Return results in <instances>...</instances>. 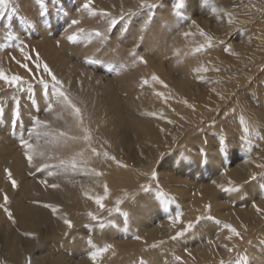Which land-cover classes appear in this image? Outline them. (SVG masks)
Segmentation results:
<instances>
[{
    "label": "bare ground",
    "instance_id": "obj_1",
    "mask_svg": "<svg viewBox=\"0 0 264 264\" xmlns=\"http://www.w3.org/2000/svg\"><path fill=\"white\" fill-rule=\"evenodd\" d=\"M127 1L131 7L139 5L140 2ZM191 1L194 6L195 0ZM196 6L197 14L208 11L205 10L206 3ZM160 11L163 14H158L156 21L151 22V26L148 27L147 36L145 34L146 37L143 36L142 43L148 50L139 49L136 58L131 55L133 45L138 42L139 27V32L134 35L135 41L130 42V49L122 52L123 60H128V68L125 73L122 70V76L118 78L120 81L116 85L108 80L96 79L85 70L77 79L78 68L70 67L65 56L57 50L54 51L50 59L51 67L57 73L60 72V78L66 80L80 106L76 104L77 102L74 104L83 108L79 117L70 108H66L62 113L64 125L53 117H46L44 120L49 122L48 131H65L69 136L80 138L74 142L67 141L68 147L63 146L65 142L61 144L65 155L71 157L65 165L36 171L37 164L43 160L35 153L33 155L35 167H30L27 161L21 162L20 150L24 146L16 148L15 143L10 142V135L3 134L0 127V204L3 203V194L7 193L10 201L7 206L13 212L16 221L15 223L9 221L4 211L0 209V264H28L29 259L31 264H140V258H143L144 264H179L175 261V256H181L184 264H220L221 260L225 264H237L241 256H247L248 264H264V214L257 213L252 207L253 202L264 206V177L258 175L255 181L249 182L251 173H264V168L257 167L260 164L250 161L248 157L233 166L228 165L229 156L234 157L240 150L237 147L240 144V131L236 139L227 134L210 132L219 129V126H224L222 130L226 127L228 133L240 130V117L234 121L227 118L231 115H240L241 98L248 93L254 96L264 85V75L263 79L256 82H253V75L242 78L241 84L246 85L250 81L252 83L247 90H240V77L231 79L229 71L216 65L210 66L209 71L200 73L203 80L196 79L193 69L201 65L208 66L209 58L218 50L219 41L224 37L220 39L212 36L209 33L210 22L198 21L194 14L191 18H186L182 17L184 14L175 16L173 10ZM209 11L204 16L210 17L208 15L215 12L213 9ZM151 13L150 9L141 19H151L152 17H149ZM200 29H203L206 36L200 35ZM250 29L244 28L240 35H249L252 32ZM152 31L155 33L151 34ZM185 32L191 34L184 36ZM209 36L212 37L210 48L207 47ZM256 39L251 48L264 49V33L262 38ZM202 44L205 45V50L197 53L195 49ZM139 56L145 58L146 65L139 62ZM106 57L110 60L106 62L109 66L118 61L116 56ZM3 64L4 61L1 60L0 67H3ZM251 68L247 70L254 72V68ZM153 73L168 87L151 81ZM142 78L149 79V84L143 88L140 86ZM158 92L163 95L157 96ZM262 98L264 96L261 95L259 100ZM218 114L221 116L216 121ZM28 118L30 117L26 115L25 120ZM81 119L83 127L78 126ZM168 120H172L173 123L169 124ZM26 123L28 124V121ZM84 128L88 130L87 133ZM24 130L25 128L22 130L18 126L14 137L23 135ZM204 132L210 134L209 146L206 147L207 155L205 157L196 155L195 160L198 161L196 165L189 162L185 167L182 166L189 174L194 173L190 176L191 179L188 178L190 185L186 189L183 185L184 188L181 189L182 185L177 183L179 187L176 188L170 181L175 180L176 183L179 178L169 174V171L165 174L161 171L160 176H157L159 184L157 188V180L152 178L153 170L150 169V165H154L156 160L164 161L166 163L164 166L171 165L169 161L171 156H166L164 160L160 159L168 152L172 155V152L178 151L177 149L180 151L179 147L185 139L187 142L188 139ZM86 134L90 135L88 141L83 139ZM226 136L233 140V142L230 140L233 147L221 146L217 151V142L224 141ZM190 143L192 144V140ZM193 146H188L189 151L194 148ZM50 147L53 149L54 146ZM92 147L97 148L99 156L91 152ZM27 150L35 152L33 149ZM105 151L109 157L114 156L116 160L106 158L103 155ZM80 152H83V155H78ZM161 153L164 154L162 157ZM73 159L76 161L74 169L71 167ZM192 160L194 161V158ZM116 161L127 167L118 166ZM215 161L218 163L215 164ZM197 166L201 168L199 172ZM5 169L10 170L17 181L15 189L12 188ZM92 169L102 172L103 175L96 176ZM73 179L77 183L75 186L69 182ZM42 180H46L48 185L60 183L65 191L48 187L41 183ZM228 180H232L240 190L224 192L217 187L218 184L230 187ZM143 181L150 182L151 193L145 194L140 191L139 186ZM105 183L109 189L106 196L103 188ZM166 183L171 190L178 192L177 197L172 198L173 203L161 206L157 205L155 199L150 200L151 204L147 201L137 203V198L144 199L146 195H156L157 191L169 196L170 191ZM85 193L97 198L104 197L102 202L105 208L100 209L94 200L86 198ZM241 196H244V201H241L242 198L240 200ZM132 197H135L134 202ZM39 199L44 201L40 204ZM21 200L24 204L19 208L23 210L24 205L28 207L30 209L28 215L21 216L16 212L17 203ZM117 200L123 201L119 205L121 212L118 215L125 223L131 219L129 215L132 212L128 213L127 218L123 212L127 209L132 211L133 206L139 208L138 215H133L140 219L134 223V228H119L112 221L117 220L112 218ZM46 201L49 204L54 202L55 204L51 205L57 206L58 212L53 213L50 208L43 207ZM235 202L240 203V206L232 205L236 204ZM228 203L234 207L228 206ZM207 204L211 205L210 213L206 212ZM148 211L151 213L147 216L145 212ZM89 212L94 213L98 219L92 220L88 216ZM111 212L114 213L109 215ZM177 213L182 214L185 223L194 221L197 216L212 215L221 221V224L202 220L185 237L171 240L170 237L183 227L182 224L173 226L170 221V217H175ZM64 216L73 222V228L68 229L63 223ZM154 221L157 224L151 226ZM225 223L236 227L241 232L242 239L233 236L228 240L227 237L231 233L223 227ZM126 229L128 231H125ZM83 230L90 231V235H82ZM22 233H32L35 238L27 236V239L23 240ZM136 236H140L141 239L136 240ZM106 244L114 246L115 254L110 250L93 262L90 253ZM154 244L156 247H151ZM224 245L233 247L234 251L229 253ZM50 252L56 257L50 256ZM189 252L191 256L188 255Z\"/></svg>",
    "mask_w": 264,
    "mask_h": 264
},
{
    "label": "rangeland",
    "instance_id": "obj_2",
    "mask_svg": "<svg viewBox=\"0 0 264 264\" xmlns=\"http://www.w3.org/2000/svg\"><path fill=\"white\" fill-rule=\"evenodd\" d=\"M158 1L148 0L149 3H157V8L155 7L139 9L138 5L131 7L127 0H93V3L90 7L97 12V16H94L82 8V5L86 2V0H44L43 4L40 3V0H9L7 6L0 5V61H4L3 67H0V69H3V71L8 76L18 74L24 77L25 81L36 84V81L34 79L30 80L28 73H26L25 70L15 62L17 60H20L24 63H28L29 67L35 71L37 78L43 74L42 69H35L36 61L34 59L24 60L23 54L16 47V45L20 44V42L22 41L25 45H27V47H25L24 49L25 53H30L32 57H35L38 52L41 60L43 62H46L55 73V75L64 82V91L71 98L72 102L75 103L77 101L74 98L75 95L72 94V89L68 86L66 80L60 78V72L57 73L54 68L51 67L52 65L50 64V59H52L54 51L57 50L61 52L62 56H65L70 67L78 68L76 75L77 79H79V74L82 73L83 70H85L89 71L96 79H102L104 81L108 80L116 85L117 82L119 83L120 81V79L118 78L122 76V70H124L125 73L128 68V60H123L122 52L128 51L130 49V42L135 41V33H137V31L139 32L138 28L141 24H143V21L146 20H142L141 17H144L151 9L152 13L149 15V17H152L150 21L154 23L158 18L157 16H159L158 14H163L160 9L173 10V8L171 7L172 0H163L164 3H162V0ZM201 3L207 4L205 10L208 11L205 13L199 12V14H197L198 6L196 5ZM160 4L162 6H159ZM104 7L106 9L109 8L108 11ZM13 9H15V13L13 12ZM122 9L124 10L123 12L125 15L124 20H121L120 18ZM129 9L138 12V15L132 18L135 21V24L130 29H128L129 20L127 17ZM210 9L215 10L214 14L208 15L210 17L204 16V14L210 12ZM101 10L107 12L110 11L109 13H111V16L108 17L99 15ZM229 13H231L232 23L227 22ZM182 14L184 15L182 16ZM193 14L194 18H197L198 21L201 20L202 22H210L209 33L212 36H215V38L218 37L220 39L221 37H224L223 41H226V44L232 45L231 52L226 53L223 50L226 44H220L218 50L216 51L217 53H212V56L209 58L210 65L208 64V68L214 65L224 67L227 71H229V76L231 79L240 77V90H247L249 85L252 84L250 83L251 81L246 85L241 84L242 78L246 77L247 75H253V82H256L261 78L263 79L264 49L256 50L251 48V46L254 42V39L257 38L256 40H258L263 37L264 0H195L194 6L191 0H185V8L181 10V16L191 18V15ZM113 18L116 20V25L112 28H109L110 21ZM74 19L79 20L80 23L78 25H72L71 21ZM170 19L172 20L174 18ZM26 21H30L33 26H30ZM80 28H83L86 33H94L96 31H99L104 34V37H93L91 40L80 39L75 42L68 41L67 37L69 35H72L73 33H76ZM244 28H251L250 31L252 32L249 35L245 34L247 36H244V34L240 35L241 31ZM126 29L128 30L126 31ZM153 33L155 32L152 31L151 34ZM145 35L147 36V32L145 33ZM145 35L144 37H146ZM141 48H144V51L148 50L145 48L144 43L139 44V46L134 50L138 52ZM213 54L215 55V58ZM108 55H113L118 58L116 64L109 66L108 63H106L110 62V60H107L106 57ZM88 60H94L96 62L89 64L87 63ZM251 67L254 68V72L247 70V68ZM43 75L45 79L50 80V78L47 77L46 74ZM263 86L261 87V89H259V91L257 90L254 96L251 93H248L247 96L245 95V97L241 98L240 115L238 114L239 116L231 115L227 118L231 121H234L236 118L240 117V130L238 129L236 131H230L228 133L226 132V127L224 128V131V129L222 130L224 126H219V129L210 131L213 133H220L222 135L227 134L234 139L239 137L240 131V144H238L237 146L238 148H240V150L234 157L229 156L228 165L230 166H233L243 159H246V157L251 159L250 161H253L254 163L256 162L257 164H264V98L259 100L261 95L264 96V89H262ZM21 87L23 88V91L18 90L16 86H9L7 83L0 81V107L4 109L3 117L0 118V127L2 133L8 136L10 135V142L15 143V145L13 144L15 147L22 146L21 137H23L25 141H28L30 144H32L33 147L31 149H33L35 152L27 150L26 147L20 150L21 162L27 161L25 158V152L27 151L32 156L37 153L36 155L39 157V159L43 160L42 163L37 164L38 167L47 164L51 169H54L56 168V166L61 167L62 165H65L68 160H71V157H67L61 147V144L65 142L66 138L59 137L57 130L47 131V133H45L44 128L39 127L37 132L29 135L28 129L32 127L37 116L42 121H44L46 117H53L61 121L64 125L65 119L63 118L62 113L66 110V107L54 105V109L52 112L45 111L48 101H54L56 99V94L51 91L50 84L49 94L47 96L43 95L41 91L42 86H40L39 84H36L35 92L31 94L27 92V83H24ZM17 100H19L20 116L19 120L14 125L13 119L14 112L17 108ZM33 100L35 101V104L33 103ZM76 104L79 103L77 102ZM37 105L39 107V111H37ZM80 109L83 110L82 107H80ZM26 115L30 117L28 118V120H25ZM8 116L12 117L8 119ZM220 116V114L216 115V121ZM26 121H28V124L26 123ZM18 126L22 130L23 128H25V132H23V135L19 134V137L15 138L14 136L17 133L16 130ZM89 128L91 129V125ZM218 130L219 132H217ZM245 130H247V132ZM208 134L209 132H204L202 135H197L194 138L188 139L187 142L185 139V141L182 142L181 146L179 147L180 151L179 149H177L178 151L172 152V155L169 154L171 152H168L169 155L166 153L165 156L160 159L164 160L166 156H171L169 158V161L172 163L171 165L168 164L169 166H164L166 164L164 161L158 162V160H156L154 165H150V169L153 170V172L155 171L158 174V177L160 176L161 171H163V174L169 171V174L175 176L176 178H179L176 180V183L175 180H171L170 182H173L176 188L179 187V185H182V188H180L183 189V185H185L184 189H186V187L190 185V182L188 180L192 178L190 176H193L194 173H191L192 175L189 174L185 169L182 168V166L185 167L189 162H191L193 165L198 164V161L195 160L197 158L196 155L205 157L204 152H208L206 147L209 146L208 137L210 134ZM191 140L192 144L190 143ZM225 140L227 141L228 147L229 145L232 146L233 140H231V138L229 139V136H226ZM5 142L9 141L5 140ZM193 145H195L196 148ZM50 146H54L53 149ZM185 146L186 148L188 146H193L195 149L192 148L189 151V147L187 148V150L186 148H184ZM201 147L204 149V152L200 151L202 149ZM191 150L193 153L191 152ZM41 153L43 154V156L41 155ZM193 158L194 161L192 160ZM61 161H64V163L61 164ZM181 161L183 163H181ZM217 163L218 162L215 161V164ZM129 164L131 165V163ZM16 166L17 168H20L19 165ZM170 168H172L171 171ZM197 169L198 172L201 170L200 167H198ZM69 182L74 186L77 184L76 180L74 179ZM55 184L59 185V187L56 189L65 191L64 187L61 186L60 183ZM148 184H150V182L148 181H143L142 183V185ZM166 185H168V183H166ZM167 188H169L170 191L169 196L165 195L164 197H158L156 195L152 196L149 194L148 196L146 195L144 199L137 198V203L147 201L151 204L150 200L153 201L152 199H155L158 202L157 205L161 206L167 205L169 204V202L173 203L172 198L174 196L177 197L178 192H175V190H171L172 188L169 185ZM243 197L244 196L240 197V200L242 198L241 201H244ZM38 201L41 204V201L44 200L39 199ZM19 202L20 203H17L18 208L16 209V212L21 216L28 215L30 209L25 205L23 206V208L25 209H20L19 207L24 203L22 202V200ZM47 203L48 201H46V204ZM51 204L55 203L51 202ZM232 205L238 207L240 206V203H233ZM232 205L228 203V206ZM131 210L132 211H130L129 209L126 210L127 213L132 212L129 215L131 219H128L126 223L121 221V218L119 216L120 213L115 211V214L112 218H116L117 220L112 221L115 223L116 227L134 228V223L138 222L140 219L138 217L135 218L133 215H138L139 208H134L133 206ZM112 213L114 212H111V214L109 215H112ZM145 213H147L148 216L151 212L148 211ZM109 215L107 217H109ZM156 224L157 222L154 221L151 226H154ZM125 231H128V229H126ZM89 232L90 231L83 230L82 235L84 234L89 236ZM21 239L25 240L27 239V236L22 233ZM49 255L56 257V255L52 252H50Z\"/></svg>",
    "mask_w": 264,
    "mask_h": 264
},
{
    "label": "snow or ice",
    "instance_id": "obj_3",
    "mask_svg": "<svg viewBox=\"0 0 264 264\" xmlns=\"http://www.w3.org/2000/svg\"><path fill=\"white\" fill-rule=\"evenodd\" d=\"M8 3H9V0H0V5L7 6ZM40 3L43 4L44 0H40ZM92 3H93V0H86V2L83 3L82 8L84 10L88 11L91 15H97V12L90 7L92 5ZM138 7H139V9L155 8V7H157V5L154 4V3H149L148 0H140ZM172 8H173V14L175 16H180L181 15V10L185 8V0H172ZM13 12L15 13V9H13ZM99 15L110 17L111 13L101 10ZM136 15H138V12H135V11H133L131 9L128 10V13H127V17H128V20H129L128 29H130L131 27L134 26L135 21L132 18L135 17ZM120 18H121V20L125 19V15H124L123 10L121 11ZM26 22L29 23L30 26H33L30 21H26ZM227 22L228 23H232L231 13H229ZM79 23H80L79 20H75L74 19V20L71 21L72 25H78ZM193 23H195V21H193ZM115 25H116V20L113 18L110 21L109 28H112ZM150 26H151L150 19H146L144 21V23L140 25V35L138 36V42L133 45L134 49L136 47H138V45L143 42V36L147 32L148 27H150ZM197 27H199V26L197 25ZM128 29H126V31ZM190 34L191 33H189V32L183 33L184 36H189ZM200 35L201 36H206V33L203 31V29H200ZM93 37H101V38H103L104 34L99 32V31H96L94 33H86L83 28H80V29H78V31L76 33H73L72 35H69L67 37V39L70 42H75V41L80 40V39L91 40ZM207 40H208L207 47L210 48L212 46V37H210V36L207 37ZM219 43L222 44V45H225L226 41L221 40V41H219ZM16 47L23 54L24 60H32V59H34L36 61L35 69L36 70H41L42 69V73L46 74L47 77L50 78V80L45 79L43 74L40 75L37 78L36 74H35V71L32 68L29 67L28 63H24L23 61H20V60L15 61L21 68H23L25 70L26 73H28L30 80L34 79L36 81V84H39L40 86H42L41 91H42L43 95L47 96L49 94V84L51 85V91L56 94V99L54 101H52V100L48 101L47 106L45 108V111L46 112H52L53 109H54V105H59L61 107L70 108L79 117L80 114H81V109L79 107H77L72 102L71 98L64 91V87H63L64 82L55 75V73L52 71V69L49 67V65L46 62H43L41 60V57L39 56V53L37 52L35 57H32L30 55V53H25L24 49H25V47H27V45H25L24 42H22V41L20 42V44L16 45ZM231 49H232V45L231 44H226V46L224 47L223 50L226 53H228V52H231ZM203 50H205V45H203V44L195 49V51L197 53H199V52H201ZM131 55L134 58H136L137 57V52L134 50V51L131 52ZM138 60H139V62L141 64H145V65L147 64V61L145 60V58L143 56H139ZM94 62H96V61H94V60H88L87 61V63H89V64L94 63ZM213 70L219 71V69H213ZM207 71H209V69H208V67H206L204 65H201V66L196 67V68L193 69V73L195 75V78L198 79V80H203V76H201L200 73L201 72H207ZM150 79H151V81L159 82L165 88L168 87V85L163 80H161L160 77L158 75H156L155 73H153L151 75ZM0 81H3L5 83H7L9 86H16L17 89L20 90V91H23V88L21 86L24 83H27V92L30 93V94L35 92L36 84H33L32 82L25 81V78L20 76V75H18V74H13L11 76H8L3 71V69H0ZM148 84H149V79L148 78H142L141 79V81H140L141 88H143L144 86H147ZM213 91H215V89H213ZM156 95L157 96H162L163 93H159L158 92V93H156ZM221 98H223V97H221ZM16 103H17V108H16V110L14 112V119H13V124L14 125L17 123V121L19 120V116H20L19 100H17ZM33 103L35 104L34 100H33ZM189 107H192V106L189 105ZM37 111H39L38 105H37ZM3 114H4V109L2 107H0V118L3 117ZM150 115H155V114L154 113H150ZM181 119H183V117H181ZM167 122L169 124L173 123L172 120H168ZM48 125H49L48 121H42L37 116L35 118V120H34V123H33L32 127L30 129H28L29 135H31L34 132H37L39 127H43L45 133H47ZM78 126L83 127V120L82 119L78 122ZM83 130L86 133L88 131L86 128H84ZM161 130L163 131V129H161ZM58 136L66 138L65 143L63 145L64 147H68L69 146L67 141H73L74 142V141H77L78 139H80L77 136H69V134L67 132H65V131H58ZM83 139L85 141L90 140V135L86 134L83 137ZM21 145L26 147L27 149H31L33 147L32 144H30L28 141H25L23 139V137H21ZM226 145H227V141L226 140L218 141L217 145H216L217 151L220 150L221 146H224L226 148ZM90 150H91V152L94 155H97V156L100 155V153L97 151L96 148L92 147V148H90ZM200 151L204 152V149H201ZM204 154L207 155L206 152H204ZM41 155H43V154L41 153ZM78 155H83V152L78 153ZM103 155L106 158H109V159H111L113 161L116 160V158L114 156L109 157V154L106 151L103 153ZM160 155L162 157L164 154L161 153ZM25 158H26V160H27V162H28L30 167H35V165H33V156L30 155L27 151L25 152ZM116 162H117L118 166L127 167L126 165L120 163L119 161H116ZM63 163H64V161H61V164H63ZM48 167L49 166L47 164H44V165H42L40 167H36V171H43L44 169H46ZM71 167L73 169L76 167L75 159H73L71 161ZM257 167L264 168V164L257 165ZM92 171H93V173L96 176H102L103 175L102 172H99V171H97L95 169H92ZM5 172L7 174L8 180L11 183L12 188L15 189L17 187V181L13 178V175H12L10 170L5 169ZM258 175L264 177V173H260V174L251 173L250 176H249V182L255 181L258 178ZM152 178L154 180H157V188H159L158 177H157V173L155 171L152 172ZM41 183L45 184L46 186L51 187L53 189L59 187L58 184L48 185L46 180H42ZM213 183H215V181ZM228 184L230 185V187H226L224 184H218L217 187L220 188L224 192H238L240 190L239 186L234 185L232 180H228ZM139 187H140V191L145 193V194H148V193L152 192V185L151 184L140 185ZM103 188H104V193H105V196H106L108 194V191H109L108 185L105 183L103 185ZM165 195L166 194L164 192H162V191H157V193H156V196H158V197H164ZM85 196H86V198H88L90 200H94V202L99 206L100 209H104L105 208V205L102 202L104 197L97 198V197H94L92 195H89L88 193H85ZM132 200L134 202L135 201V197H132ZM9 203H10L9 197H8L7 193H4L3 194V203L0 204V209H2L4 211V213L6 214V216H7L9 221L15 223L16 221L14 219L13 212L7 206ZM122 203H123L122 200H117V202H116L117 206L115 207V211L116 212H121V209H120L119 205L122 204ZM43 207L50 208L53 213H56L59 210L57 206H54V205H51V204H44ZM252 207L255 209V211L257 213L264 214V206H261V205L255 203V202H253L252 203ZM205 209H206V212L210 213L211 212V205L210 204L205 205ZM123 215L125 216V218H127L129 214L127 212H123ZM88 216L92 220H97L98 219V217L92 212H89ZM62 219H63V223L67 226L68 229L73 228L74 225H73V222L70 219H68L66 216L62 217ZM202 220L213 221L215 224H218V225L221 224V221L217 220L212 215L197 216L194 221H188L187 223H185L182 220V214L181 213H177L175 217H170V221H171L173 226H175L176 224H182L183 227H181L180 230L176 231L175 234L170 237V239L171 240H178V239H181V238L185 237L186 234L188 232H190V231H193L196 228V225L199 224ZM223 227L225 229H227L228 232L231 233V235H229L227 237L228 240H231L233 238V236L242 239L241 232L238 231L237 228L234 227L233 225L225 223L223 225ZM245 230H247V229L245 228ZM24 235L28 236V237H31V238H35L32 233H25ZM65 235H67V233H65ZM135 239L136 240H140L141 237L140 236H136ZM89 243L91 244L92 242L89 241ZM161 243H163V241H161ZM151 247L155 248L156 245L154 244ZM223 247L229 253L234 251L233 247H228L227 245H224ZM110 250H112L113 254H115L114 246L112 244H106L103 247H98L95 251H92L90 253V258H91V260L93 262H95L99 257H102L105 253H108ZM185 251H187V250H185ZM188 255L191 256V253L189 252ZM174 259H175V261L179 262V264H184L183 258L181 256H175ZM28 264H31V260L30 259L28 261ZM140 264H144L143 258H140ZM220 264H225V262L223 260H221ZM237 264H248L247 256L239 257L238 260H237Z\"/></svg>",
    "mask_w": 264,
    "mask_h": 264
}]
</instances>
